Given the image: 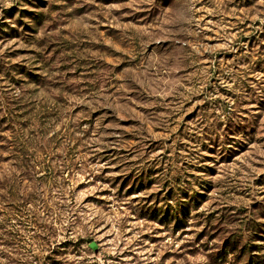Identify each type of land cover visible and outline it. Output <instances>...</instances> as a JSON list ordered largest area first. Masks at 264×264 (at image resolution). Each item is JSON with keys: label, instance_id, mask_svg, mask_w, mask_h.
<instances>
[{"label": "rangeland", "instance_id": "374dc122", "mask_svg": "<svg viewBox=\"0 0 264 264\" xmlns=\"http://www.w3.org/2000/svg\"><path fill=\"white\" fill-rule=\"evenodd\" d=\"M8 103L0 264H264V0H0Z\"/></svg>", "mask_w": 264, "mask_h": 264}, {"label": "trees", "instance_id": "16d2710c", "mask_svg": "<svg viewBox=\"0 0 264 264\" xmlns=\"http://www.w3.org/2000/svg\"><path fill=\"white\" fill-rule=\"evenodd\" d=\"M11 101H14V98H11ZM3 106V105H2ZM0 108V123H2V130H0V133H12V129L13 126L15 125L14 120H17V118H19V110L17 108H15V106H13L12 103H8L6 106H3ZM1 137V136H0ZM8 142H6V144H2V142H0V153L2 152L1 147L4 145L7 149V151H9V155H17L19 150H17L16 148V143L14 136L12 137L11 134H9L8 138L6 139ZM5 140V141H6ZM3 160L0 158V162H2ZM24 161H26L24 159ZM180 210H183V208L181 207ZM178 208H173L171 210L172 213V218L175 219V222H179L178 220V216L183 214V211H180ZM91 248L95 249V245L93 243L89 244ZM251 263V260H249V264ZM252 264H259V261H254Z\"/></svg>", "mask_w": 264, "mask_h": 264}]
</instances>
